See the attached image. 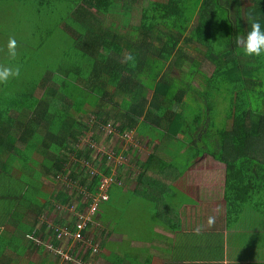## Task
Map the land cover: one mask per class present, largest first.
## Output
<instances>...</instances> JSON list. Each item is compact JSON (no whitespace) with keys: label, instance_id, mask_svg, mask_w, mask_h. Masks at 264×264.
I'll return each instance as SVG.
<instances>
[{"label":"trees","instance_id":"trees-1","mask_svg":"<svg viewBox=\"0 0 264 264\" xmlns=\"http://www.w3.org/2000/svg\"><path fill=\"white\" fill-rule=\"evenodd\" d=\"M142 1L0 0V68L18 69L0 82V157L12 160L20 181L29 172L53 177L69 160L62 151L90 160L92 150H76L77 138L91 131L98 141V131L108 126L104 146L113 156L104 154L101 172L109 175L114 167L121 186L133 172L131 161L117 160L126 155L123 134L139 133L141 126L152 137L174 141L184 154L173 152L182 169L200 156L224 166L226 195L240 165L259 166L258 175L247 180L253 191L245 190L243 198L264 216V55H245L236 44L249 30L250 12L264 26V0ZM138 3L139 21L131 25ZM194 42L203 48L200 59L189 56L188 49L198 52ZM204 58L212 67L209 75L200 70ZM155 154L148 162L159 160L160 173L172 168V161ZM76 164L70 175L94 193L99 176L88 179L85 167ZM108 185L109 198L116 182ZM25 198L36 205L38 217L26 237L50 252L56 233L45 216L53 219L56 205L41 203L36 193ZM55 200L61 217L70 197L59 192ZM102 234L103 229L98 248Z\"/></svg>","mask_w":264,"mask_h":264},{"label":"crops","instance_id":"crops-1","mask_svg":"<svg viewBox=\"0 0 264 264\" xmlns=\"http://www.w3.org/2000/svg\"><path fill=\"white\" fill-rule=\"evenodd\" d=\"M138 128L139 144L147 152L140 161H131L132 179L111 187L108 200L100 204L97 219L103 234L99 250L89 263L264 264V216L244 199L245 187L234 199L225 200V168L208 162L206 156L177 172L166 167L165 174L160 173L161 162L149 163L148 158L156 155L167 138L152 137V132ZM11 162L7 156L0 157V264H58L51 251L34 248L27 239L38 217L36 205L25 198L36 193L41 203L54 205L56 184L40 170L36 175L29 172L20 181ZM48 165L45 161L44 167ZM165 190L166 198L162 196ZM176 193L181 194L180 201H174ZM135 196L139 201L147 200L152 210V216L139 225L124 216L130 206L145 208L131 201ZM118 200H123L121 206ZM116 206L121 217L114 216ZM252 216L257 219L250 227L248 218Z\"/></svg>","mask_w":264,"mask_h":264},{"label":"built area","instance_id":"built-area-1","mask_svg":"<svg viewBox=\"0 0 264 264\" xmlns=\"http://www.w3.org/2000/svg\"><path fill=\"white\" fill-rule=\"evenodd\" d=\"M110 129L108 126H102L101 130L98 131L99 136H101V140L105 139V136L110 133ZM92 132H85L84 136H79L78 141L75 144L76 150L90 149L92 150L91 159H86L82 157H76L77 155L74 152H64V154L69 158L68 161L62 163V170L57 178L60 179L63 183V191L68 192L69 194L73 191L76 192V197H79L78 200H74L68 206L63 208L64 212L70 216V218H74V231L70 232L68 229L63 228L57 231V238L61 241L51 248V253L53 257L58 261V264H90L89 258L93 256L98 250L100 231L96 228L94 231L88 228V224H92L90 220L91 215L97 209V205L107 198V188L108 184L112 181H115L116 184H121L118 180H116V170L114 167H109V175H104L101 172V166L104 154H107L108 157H112L113 153L110 149L105 148L103 142H95L92 140ZM123 142L125 145L123 146V151H128L130 147L133 146L134 140L130 132H125L123 134ZM117 160L127 162L129 159L128 155H118ZM78 162L81 167H85L86 176L88 179L99 176L98 184L94 187L95 192L90 193L88 189H85V186L79 185L75 186L72 183V178L70 177L72 168L73 171H77ZM74 164V165H73ZM79 167V169H81ZM60 182V181H59ZM61 183V182H60ZM76 183V182H75ZM81 203L85 205L82 209H77V204ZM58 208H60L58 206ZM47 225L52 224L51 217H45ZM72 239V241H68ZM74 241H81V244L77 248V251L73 252L71 249ZM72 242V243H71ZM90 245H94V250L91 256L87 255L88 248ZM84 257L87 260H84Z\"/></svg>","mask_w":264,"mask_h":264},{"label":"clouds","instance_id":"clouds-1","mask_svg":"<svg viewBox=\"0 0 264 264\" xmlns=\"http://www.w3.org/2000/svg\"><path fill=\"white\" fill-rule=\"evenodd\" d=\"M248 24H249V30L246 32V34L243 36L242 39L236 40V44L242 45V51L245 55L255 56V57L264 55V26H262L260 20L256 16H254L251 12L248 14ZM14 48H15V41L10 40V42L8 44V51H9V55L13 56V57L15 56ZM15 75H18V69H12L9 67L0 68V82L7 80L10 76H15ZM88 132H91V131H88ZM126 132H130L132 135V138L134 140L133 146L130 147V149L128 151H126V155L129 156L130 161L138 162L141 159L140 156L143 155V153H146L147 149L139 144V141L137 138L138 134L135 130L129 129ZM98 138H99L98 141H95V142L100 143L102 141L103 144L105 143V139L101 140L102 138H101V136H99V134H98ZM64 152H67V151H62L63 154H64ZM67 153H69V152H67ZM59 174H60V172L56 173L52 177V179H53V182L56 184L57 194L59 192H62V193L66 194L67 196L70 197L69 203L65 205V206H68L74 200H78L79 197L75 196L77 191H73L72 193L69 194L68 192L62 190L63 189V187H62L63 183L60 179L57 178V175H59ZM70 177L72 178V180H73L72 183L75 184V186L81 185L78 178H75L72 175ZM82 186H84V185H82ZM85 189H86V186H85ZM107 200H108V195H107V198L105 200L101 201L97 205L96 211L90 217L92 224H88L87 227L93 231L96 228L99 231L102 229V227L99 224V221L97 219V215L99 212L100 204L103 202H106ZM55 205H56L57 213L54 216V218L52 219V226H53L55 233H56V242H55V244L51 245L52 247L56 246L59 243V241H61L57 238V231L56 230H61L63 228H66L70 232L74 231V218H70V216L64 212L63 208L65 206L62 207L63 212L61 213V217H57L59 215L58 206L60 207V205L57 202L55 203ZM45 217H48V215L46 214ZM68 241H72V239H70ZM80 244H81V241H79V242L74 241L73 242V245L71 247L73 252L77 251V248L79 247ZM98 250H99V248H98Z\"/></svg>","mask_w":264,"mask_h":264},{"label":"rangeland","instance_id":"rangeland-1","mask_svg":"<svg viewBox=\"0 0 264 264\" xmlns=\"http://www.w3.org/2000/svg\"><path fill=\"white\" fill-rule=\"evenodd\" d=\"M146 1L147 0H144V2L142 1V5H145V3H146ZM140 3H138V4H136L134 7H133V9H132V11H131V14H130V20H129V23L131 24V25H135V24H137L138 23V21H139V14H140V6H142ZM0 14H1V12H0ZM20 23H22L21 25L22 26H25L24 25V23L23 22H20ZM27 28V27H26ZM196 46V48H197V50H198V52L197 51H195V50H192V49H188V52H189V56H192V55H194L195 57H197V58H201V57H203V54H202V52H203V48L201 47V46H199V45H197V43H192V48L193 47H195ZM201 66H200V70H201V72L203 73V74H205V75H209L210 74V72H211V64L204 58V59H201ZM172 75H174L175 74V71H173L172 73H171ZM195 84H197V83H195ZM148 99L150 98V93H147L146 95H145ZM185 100L187 101V102H190V98L189 97H185ZM174 141H167V139L166 140H164L163 141V143L161 144V147L159 146L158 148H157V153L158 154H162V155H164V160L165 161H172L173 162V166H172V168L170 167V172H172V171H174V172H177V171H179L180 169H182V166H183V162H181V160H177V159H174L173 157H174V150L175 151H179V147L178 146H176V144H174L173 143ZM20 147H22V146H20ZM181 151V150H180ZM180 151H179V153L178 152H175V154H180ZM181 155V157H184V154H180ZM174 159V160H173ZM259 166H256V165H253V164H246V163H244L243 165H240V167H239V172H240V176H239V179L235 182V184L233 185V187H232V189H231V192H230V194L229 195H231V194H233L234 195V197H236L237 195H239V194H241V190L245 187L246 188V186H247V180H248V182L249 181H251L256 175H258V173H259ZM163 174H165V172H162ZM206 176H208V175H206ZM238 186V188H236L235 186ZM252 190V189H251ZM250 190V191H251ZM246 191H248L249 193H250V191L249 190H247V188H246ZM253 191V190H252ZM168 193V191L167 190H165V191H163V194H162V196L164 197V198H166V194ZM136 194H138V193H136ZM177 195V197H175L174 198V201H180V198H181V194L180 193H176ZM229 195H226V196H229ZM139 197H137V196H135V197H132L131 198V201H136V202H139L140 204V206H145V208L143 209V208H136L135 206H130L131 208H129V209H127V210H125V214H124V216L125 217H129V218H132L133 220H134V223H136V224H138L139 225V222H143V221H145L146 220V218H148V217H150V216H152V210L149 208V206H148V201L147 200H144V201H139ZM224 199V198H223ZM225 200H226V198H225ZM118 201H120V200H118ZM117 201V202H118ZM122 202H123V200L122 201H120L118 204H119V206H121V204H122ZM237 207V206H236ZM241 207H243V206H240V205H238V207L237 208H241ZM114 216L115 217H121V215L119 214V212H120V210L118 209V206H116L115 208H114ZM249 219V225H250V227H252L251 226V223L252 222H256V219H257V217L256 216H252L251 218H248ZM244 223H248V222H244ZM262 224H264V221H262ZM114 225L116 226L117 224H116V221L114 222ZM246 227H247V225H246ZM152 238H151V233H150V231L148 232V240H151ZM93 250H94V245H90L89 246V248H88V252H87V255L88 256H91L92 255V252H93ZM98 252V250L96 251V253ZM95 253V254H96Z\"/></svg>","mask_w":264,"mask_h":264}]
</instances>
